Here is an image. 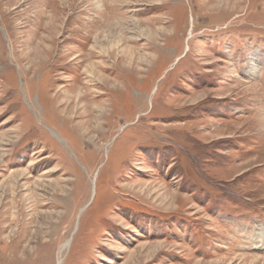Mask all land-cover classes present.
<instances>
[{
	"label": "rangeland",
	"instance_id": "obj_1",
	"mask_svg": "<svg viewBox=\"0 0 264 264\" xmlns=\"http://www.w3.org/2000/svg\"><path fill=\"white\" fill-rule=\"evenodd\" d=\"M0 264H264V0H0Z\"/></svg>",
	"mask_w": 264,
	"mask_h": 264
},
{
	"label": "bare ground",
	"instance_id": "obj_2",
	"mask_svg": "<svg viewBox=\"0 0 264 264\" xmlns=\"http://www.w3.org/2000/svg\"><path fill=\"white\" fill-rule=\"evenodd\" d=\"M45 39H46V38H45ZM43 40H44V39H43ZM92 73H93V74H96V72H95V71H92ZM6 243H7V242H6Z\"/></svg>",
	"mask_w": 264,
	"mask_h": 264
}]
</instances>
